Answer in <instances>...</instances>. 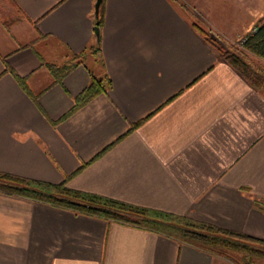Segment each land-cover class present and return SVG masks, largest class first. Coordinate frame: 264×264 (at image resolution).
I'll list each match as a JSON object with an SVG mask.
<instances>
[{
    "label": "crops",
    "instance_id": "crops-1",
    "mask_svg": "<svg viewBox=\"0 0 264 264\" xmlns=\"http://www.w3.org/2000/svg\"><path fill=\"white\" fill-rule=\"evenodd\" d=\"M94 1L11 0L15 11L0 12V171L67 177L74 189L264 239V90L201 29L233 40L264 2L105 0L97 40ZM70 62L61 79L49 66ZM91 75L109 87L70 112ZM0 264L237 263L0 190Z\"/></svg>",
    "mask_w": 264,
    "mask_h": 264
},
{
    "label": "trees",
    "instance_id": "trees-1",
    "mask_svg": "<svg viewBox=\"0 0 264 264\" xmlns=\"http://www.w3.org/2000/svg\"><path fill=\"white\" fill-rule=\"evenodd\" d=\"M104 5L105 0H101L98 14L94 17V25L99 29L102 26ZM255 26V31L241 43L243 51L240 50V52L233 47L216 45V41L210 39L204 31L202 32L206 40L215 46L220 58L232 66L253 88L264 89V65L258 68L245 58V54L249 53L264 61V14ZM74 64L75 62H70L61 66H49L56 77L61 79ZM109 85V78L91 75L88 84L76 96L74 108L70 112L98 93L106 91ZM28 92L34 98V95ZM66 181L67 177L60 183H51L0 171V190L6 193L26 196L75 212L160 232L205 250L222 254L237 264H252V256L264 257V239L172 212L74 189L69 187Z\"/></svg>",
    "mask_w": 264,
    "mask_h": 264
},
{
    "label": "rangeland",
    "instance_id": "rangeland-1",
    "mask_svg": "<svg viewBox=\"0 0 264 264\" xmlns=\"http://www.w3.org/2000/svg\"><path fill=\"white\" fill-rule=\"evenodd\" d=\"M201 1V0H200ZM213 1H215V0H213ZM216 1H221L220 3L222 4V5H225L227 8H228V4L229 3H227L226 2V0H216ZM215 1V2H216ZM245 2H241L239 5L240 6H247V9L251 6V5H255V7H257L260 3H262V2H264V0H244ZM231 3V2H230ZM15 6L11 3V1L10 0H0V12H1V14H8V13H10V12H12V11H15V8H14ZM200 12H202V11H200ZM249 12H251L250 10H249ZM200 15H202V14H200ZM203 26V28H201L202 29V31H204L206 34H207V36L210 38V39H213L214 41H216L215 43H216V45L218 44V45H220V46H223V47H233V49H235V50H238L239 52H240V50H242L243 51V49H242V47H241V44H240V42L238 41V38H239V36L240 35H242V34H244L245 32H243L242 34H240L239 36L237 35L233 40H230L229 41V39H226V38H224L227 42H224L223 41V43L221 42L222 40H221V38L222 37H224V36H222L221 34H219L218 32H217V34H214L215 36H214V38H212L211 37V35H210V31L212 32V30H209V28H205L206 26L205 25H202ZM214 32V31H213ZM212 32V33H213ZM242 53V52H241ZM245 58L250 62V63H252V64H254L255 66H257L258 68H261V67H263V65H264V61L263 60H261V59H259V58H257V57H255V56H253L252 54H249V53H246L245 54ZM262 90H264L263 88H262Z\"/></svg>",
    "mask_w": 264,
    "mask_h": 264
},
{
    "label": "water",
    "instance_id": "water-1",
    "mask_svg": "<svg viewBox=\"0 0 264 264\" xmlns=\"http://www.w3.org/2000/svg\"><path fill=\"white\" fill-rule=\"evenodd\" d=\"M101 0H95L94 1V17L97 16L98 14V9H99V4H100ZM94 33H95V36H96V39L99 40V35H100V29L98 26H95L94 25Z\"/></svg>",
    "mask_w": 264,
    "mask_h": 264
},
{
    "label": "built area",
    "instance_id": "built-area-1",
    "mask_svg": "<svg viewBox=\"0 0 264 264\" xmlns=\"http://www.w3.org/2000/svg\"><path fill=\"white\" fill-rule=\"evenodd\" d=\"M255 29H256V26L253 25V26H251L248 30H246V32H245L244 34L240 35L239 38H238V41L240 42V44L243 42V40H244V39H245L250 33L254 32Z\"/></svg>",
    "mask_w": 264,
    "mask_h": 264
}]
</instances>
